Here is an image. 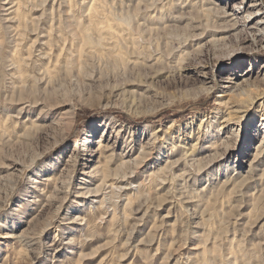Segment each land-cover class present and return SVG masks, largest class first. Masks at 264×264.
Returning a JSON list of instances; mask_svg holds the SVG:
<instances>
[{
	"label": "rangeland",
	"instance_id": "rangeland-1",
	"mask_svg": "<svg viewBox=\"0 0 264 264\" xmlns=\"http://www.w3.org/2000/svg\"><path fill=\"white\" fill-rule=\"evenodd\" d=\"M239 2L0 0V264H264Z\"/></svg>",
	"mask_w": 264,
	"mask_h": 264
},
{
	"label": "bare ground",
	"instance_id": "bare-ground-1",
	"mask_svg": "<svg viewBox=\"0 0 264 264\" xmlns=\"http://www.w3.org/2000/svg\"><path fill=\"white\" fill-rule=\"evenodd\" d=\"M223 10H225L223 15L225 17H230L229 20L233 21L230 23L231 30L246 31L249 35H251L252 39L256 40L257 38H260L259 40L261 42H264V0H240L239 4L233 3L231 7L229 8L225 7L223 8ZM240 22L243 24V26L238 30V26L240 25ZM233 79L235 78L227 75L223 77L222 81H224L225 83L221 85L223 88H226L225 89L226 95L229 96L228 99L232 100V102L236 101L235 97L239 94V92L244 93L242 89H240L239 92H234L235 90H238L239 87L238 84H234L235 82H233L234 81ZM226 120L227 117L224 118L222 122H224V124H227ZM98 147H103L101 138H98L97 140L96 148ZM263 152H264V146H262V148L259 149L258 153L257 152L253 153L254 155L253 160L260 157ZM95 169L96 167L93 168V170ZM107 171H108L107 169L101 170L103 175L104 174L106 175ZM87 172H92V169Z\"/></svg>",
	"mask_w": 264,
	"mask_h": 264
}]
</instances>
